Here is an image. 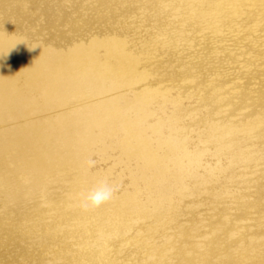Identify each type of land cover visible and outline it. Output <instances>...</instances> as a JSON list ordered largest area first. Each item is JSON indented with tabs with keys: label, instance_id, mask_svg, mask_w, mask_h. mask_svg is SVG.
<instances>
[{
	"label": "bare ground",
	"instance_id": "bare-ground-1",
	"mask_svg": "<svg viewBox=\"0 0 264 264\" xmlns=\"http://www.w3.org/2000/svg\"><path fill=\"white\" fill-rule=\"evenodd\" d=\"M74 1L0 0V258L91 264L100 248L105 264H264V221L228 219L222 203L149 214L126 192L94 211L77 206L97 183L86 159L93 144L113 134L108 116L118 110L108 104L135 89L132 70H139L140 124L153 115L147 100L166 99L167 88L146 67L158 47L173 61L214 70L198 84L204 103L224 108L214 126L229 154L246 161L251 148H264V59L248 56L254 47L241 31L252 24L264 33V13L250 23L241 0ZM99 51L117 54L121 80ZM228 61L245 64L242 81L218 83L212 98L211 81ZM239 118L242 130L230 124ZM142 156L153 166L161 159L156 152ZM200 216L201 226L194 222ZM120 235L127 260L110 239Z\"/></svg>",
	"mask_w": 264,
	"mask_h": 264
},
{
	"label": "rangeland",
	"instance_id": "rangeland-1",
	"mask_svg": "<svg viewBox=\"0 0 264 264\" xmlns=\"http://www.w3.org/2000/svg\"><path fill=\"white\" fill-rule=\"evenodd\" d=\"M241 3L250 16V23L260 12L264 13V0H241ZM80 4L79 0H75L71 6ZM226 6L231 11V3L228 2ZM87 11L97 15L94 10ZM231 14L235 21L237 13L231 11ZM235 27L237 30L238 25ZM241 28L245 40L248 39L254 47L248 56L254 58L262 54L264 59L262 30L255 29L252 24L241 25ZM257 48L259 51L256 53L253 50ZM98 54L100 61H106L121 80L120 74L125 69L120 66L117 54L108 56L104 51ZM150 62L146 66L150 78L167 88L166 99L154 96L147 100L148 112L153 115L140 124L136 108L140 82L135 80L139 70L133 69V78L128 79L135 89L122 90L121 99L116 105L109 102L111 108L116 106L118 110V116H108L114 131L111 136H104L102 144L91 146L86 161L91 157L97 163L94 168H88V172L96 177L97 182L107 180L119 185L114 198L126 192L133 194L134 205L149 214H165L172 207L181 214L199 212L200 208L210 211L222 203L228 219L243 222L248 219V214L264 221V148H251L248 152L250 155L244 161L242 157L229 154L225 137L216 135L219 131L214 121L224 112V108H214L204 103V87L198 84L199 77L209 78L214 70L209 66L198 69L173 61L161 47L155 49L154 59ZM221 71L220 79L211 81L215 91L212 98L218 94L215 89L218 83L225 85L226 82L234 86L241 83L245 64L228 61ZM243 121L239 118L230 124L241 129ZM221 127V131L225 130V125ZM153 128H156V133H153ZM177 129L184 131L186 138L181 139L175 132ZM136 133L139 139L132 137ZM241 151L242 147L239 146L236 154ZM155 152L161 158L157 165L144 162L143 153ZM202 221V216L194 220L199 226ZM110 239L121 250V257L127 260L128 247L123 244L121 235ZM99 250L95 248L91 264H105L106 257ZM16 261L14 257L0 258V264H16ZM28 264H36V260L31 257Z\"/></svg>",
	"mask_w": 264,
	"mask_h": 264
},
{
	"label": "clouds",
	"instance_id": "clouds-1",
	"mask_svg": "<svg viewBox=\"0 0 264 264\" xmlns=\"http://www.w3.org/2000/svg\"><path fill=\"white\" fill-rule=\"evenodd\" d=\"M96 163L97 161L90 157L86 161L87 168H94ZM118 191L119 185L100 180L87 192L81 194L77 206L84 212L94 211L111 202Z\"/></svg>",
	"mask_w": 264,
	"mask_h": 264
}]
</instances>
